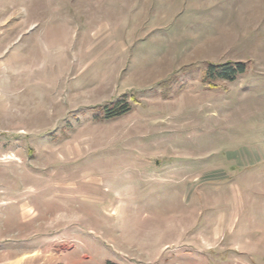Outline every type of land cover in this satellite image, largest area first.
<instances>
[{"label":"rangeland","instance_id":"rangeland-1","mask_svg":"<svg viewBox=\"0 0 264 264\" xmlns=\"http://www.w3.org/2000/svg\"><path fill=\"white\" fill-rule=\"evenodd\" d=\"M0 264H264V0H0Z\"/></svg>","mask_w":264,"mask_h":264},{"label":"trees","instance_id":"trees-1","mask_svg":"<svg viewBox=\"0 0 264 264\" xmlns=\"http://www.w3.org/2000/svg\"><path fill=\"white\" fill-rule=\"evenodd\" d=\"M246 67L242 63H238L235 66L231 64H226L222 66H213L209 65L205 79L211 83H214L219 80L233 82L237 78V76L241 73H244Z\"/></svg>","mask_w":264,"mask_h":264}]
</instances>
